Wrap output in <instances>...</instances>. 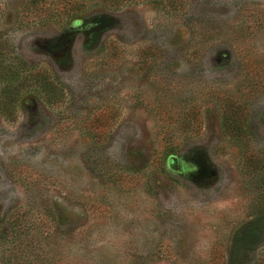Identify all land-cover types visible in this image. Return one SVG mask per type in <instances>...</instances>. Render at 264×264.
Here are the masks:
<instances>
[{"label":"rangeland","instance_id":"obj_1","mask_svg":"<svg viewBox=\"0 0 264 264\" xmlns=\"http://www.w3.org/2000/svg\"><path fill=\"white\" fill-rule=\"evenodd\" d=\"M0 264H264V0H0Z\"/></svg>","mask_w":264,"mask_h":264}]
</instances>
